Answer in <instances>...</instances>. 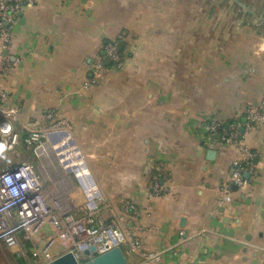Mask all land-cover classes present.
I'll use <instances>...</instances> for the list:
<instances>
[{
  "label": "crops",
  "instance_id": "obj_1",
  "mask_svg": "<svg viewBox=\"0 0 264 264\" xmlns=\"http://www.w3.org/2000/svg\"><path fill=\"white\" fill-rule=\"evenodd\" d=\"M112 40L126 44L125 68L105 61L96 75ZM6 66L8 106L21 122L66 121L72 137L50 133L49 145L74 142L71 173L99 188L103 219L129 220L139 245L122 246L128 264H145L142 253L160 255L150 264H264V123L246 114L264 102V0H35L16 14ZM212 124L236 125L248 155L221 146ZM20 146L0 154V170L19 162ZM234 161L245 184L224 204ZM159 163L169 191L154 197ZM125 203L138 206V223ZM51 235L54 258L63 249ZM14 255L0 243V264H27Z\"/></svg>",
  "mask_w": 264,
  "mask_h": 264
},
{
  "label": "built area",
  "instance_id": "obj_2",
  "mask_svg": "<svg viewBox=\"0 0 264 264\" xmlns=\"http://www.w3.org/2000/svg\"><path fill=\"white\" fill-rule=\"evenodd\" d=\"M34 1L0 0V53L10 47L16 14L25 6L32 5ZM105 61H108L116 71L123 67L118 41H107L103 45V58L94 66V74L98 75L105 69ZM8 67H0V145L3 146L0 154L15 152L19 145L27 151L37 150L48 138L50 131L47 128L64 126L66 121L57 120L47 127L21 122L18 109L8 106V96L2 88V76ZM246 112L250 124L264 123V102L258 108H248ZM44 119L52 120L53 113H47ZM210 131L214 135H220L221 146L237 148L240 154L248 155L236 125L212 124ZM163 167L164 164L159 163V171L153 174L150 180L149 185L154 197L164 196L169 191L161 182ZM234 167L231 178L222 186L221 202L224 204H230L232 201L230 196L232 184L239 187L245 184L242 176L245 171L244 166L234 161ZM76 179L87 199L86 214L83 216L68 212L58 200L51 205L48 204L45 198V185L32 160L19 161L13 166L2 168L0 170V243L8 248L17 247L19 240L30 241L36 229L47 222L53 228L54 236L61 243L62 254L71 252L79 263L86 262L113 247L122 248L127 244L132 248L137 247L139 242L129 238L127 231L129 220L126 217L104 220L99 210L101 206L102 208H110V206L104 203L99 188L94 182L92 187L85 188L77 177ZM121 211L133 222H139L141 215L137 205L125 203ZM91 248H94V251H91ZM141 256L145 264L160 259L157 253H142ZM45 257L44 263L53 259L49 254H45Z\"/></svg>",
  "mask_w": 264,
  "mask_h": 264
},
{
  "label": "rangeland",
  "instance_id": "obj_3",
  "mask_svg": "<svg viewBox=\"0 0 264 264\" xmlns=\"http://www.w3.org/2000/svg\"><path fill=\"white\" fill-rule=\"evenodd\" d=\"M47 130H49L50 133L67 132L68 135L71 136V133L67 131V125L50 127L47 128ZM47 145H49V136L37 150L27 151L23 146L19 145L20 147L14 157L19 161H33L35 169L45 185V198L48 204L51 205L55 200H58L59 204L68 212L77 213L80 214V216L85 215L87 199L76 177L73 173H70L73 166L72 164L75 162L76 158L71 157V153L68 150H73L74 153H76L75 143L71 140H67L63 147L54 146L53 148L49 145L50 151L47 154H43L42 150L44 146ZM8 158V155L5 156L6 161ZM65 165L68 167L67 170L69 172L65 169ZM75 165L76 168L80 167L79 164L75 163ZM51 234H54L53 228L45 227L42 229V234L39 236L38 241L34 239L33 234L30 241L25 242L19 240L18 246L9 248V250L15 254L13 256L14 259L20 257L21 259L24 258L27 260V264H43L46 259L45 254L50 255L44 248L47 244L45 240L50 237ZM55 239L58 238L55 237Z\"/></svg>",
  "mask_w": 264,
  "mask_h": 264
},
{
  "label": "water",
  "instance_id": "obj_4",
  "mask_svg": "<svg viewBox=\"0 0 264 264\" xmlns=\"http://www.w3.org/2000/svg\"><path fill=\"white\" fill-rule=\"evenodd\" d=\"M208 153L213 157L214 151L211 150ZM91 251H94V248H91ZM44 264H128V261L120 247H113L83 263H79L71 252H66Z\"/></svg>",
  "mask_w": 264,
  "mask_h": 264
},
{
  "label": "trees",
  "instance_id": "obj_5",
  "mask_svg": "<svg viewBox=\"0 0 264 264\" xmlns=\"http://www.w3.org/2000/svg\"><path fill=\"white\" fill-rule=\"evenodd\" d=\"M123 37H125V36H122L121 37V41H122V44H123V42H124V39H123ZM121 44V45H122ZM125 43H124V46L123 47H121L120 49H119V51H120V54L122 55V58H123V67L121 68V70H119V71H122L124 68H125V62H126V60H127V58H128V54H126L125 55V53H126V51H125ZM106 81V79L105 78H103L102 77V79H101V82L103 83V82H105ZM100 82V83H101ZM97 85V84H96Z\"/></svg>",
  "mask_w": 264,
  "mask_h": 264
},
{
  "label": "clouds",
  "instance_id": "obj_6",
  "mask_svg": "<svg viewBox=\"0 0 264 264\" xmlns=\"http://www.w3.org/2000/svg\"><path fill=\"white\" fill-rule=\"evenodd\" d=\"M0 151H3V146L2 145H0Z\"/></svg>",
  "mask_w": 264,
  "mask_h": 264
}]
</instances>
